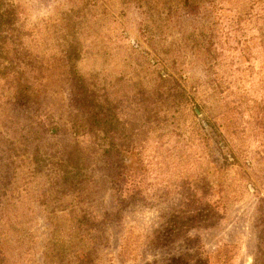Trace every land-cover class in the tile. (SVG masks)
<instances>
[{
  "label": "rangeland",
  "instance_id": "1",
  "mask_svg": "<svg viewBox=\"0 0 264 264\" xmlns=\"http://www.w3.org/2000/svg\"><path fill=\"white\" fill-rule=\"evenodd\" d=\"M0 264H264V0H0Z\"/></svg>",
  "mask_w": 264,
  "mask_h": 264
},
{
  "label": "trees",
  "instance_id": "2",
  "mask_svg": "<svg viewBox=\"0 0 264 264\" xmlns=\"http://www.w3.org/2000/svg\"><path fill=\"white\" fill-rule=\"evenodd\" d=\"M194 110H195V113L196 112L197 113H203L205 121H206V124H221L220 122H218L220 120L216 119V116H211L210 114H209V116H206V111L204 109L203 104H198V103L192 104V112L193 113H194Z\"/></svg>",
  "mask_w": 264,
  "mask_h": 264
}]
</instances>
